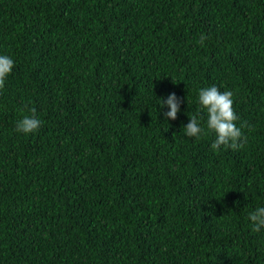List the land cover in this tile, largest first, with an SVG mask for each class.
Wrapping results in <instances>:
<instances>
[{"label": "trees", "instance_id": "16d2710c", "mask_svg": "<svg viewBox=\"0 0 264 264\" xmlns=\"http://www.w3.org/2000/svg\"><path fill=\"white\" fill-rule=\"evenodd\" d=\"M0 55V264H264V0H0ZM209 86L238 150L184 133Z\"/></svg>", "mask_w": 264, "mask_h": 264}, {"label": "clouds", "instance_id": "9594fccd", "mask_svg": "<svg viewBox=\"0 0 264 264\" xmlns=\"http://www.w3.org/2000/svg\"><path fill=\"white\" fill-rule=\"evenodd\" d=\"M208 37L204 34L200 36V43L203 44ZM14 61L7 55H0V89L4 87L6 77L11 73ZM233 92H221L216 86L203 87L198 92V104L206 115V127H202L199 115H193L184 126V133L188 137L200 138L210 133L215 134V139L211 143V150L218 151L222 146L232 150H238L246 143L247 138L243 135L242 129L247 127L246 123L236 126L237 116L233 108ZM162 101V102H161ZM160 106L166 105L168 111L165 113L167 119L175 120L180 111V101L174 93L167 96L166 100L160 99ZM27 108V106H25ZM23 111V109L21 110ZM30 115H23L15 123V131L23 134L36 132L42 121L36 117V109H27ZM248 219L252 224V231L259 232L264 229V206H258L248 214Z\"/></svg>", "mask_w": 264, "mask_h": 264}]
</instances>
